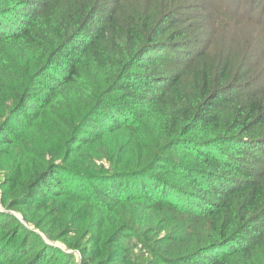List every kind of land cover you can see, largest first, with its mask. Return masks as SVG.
I'll return each mask as SVG.
<instances>
[{"label": "trees", "instance_id": "1", "mask_svg": "<svg viewBox=\"0 0 264 264\" xmlns=\"http://www.w3.org/2000/svg\"><path fill=\"white\" fill-rule=\"evenodd\" d=\"M0 172V264H264V0H0Z\"/></svg>", "mask_w": 264, "mask_h": 264}, {"label": "rangeland", "instance_id": "2", "mask_svg": "<svg viewBox=\"0 0 264 264\" xmlns=\"http://www.w3.org/2000/svg\"><path fill=\"white\" fill-rule=\"evenodd\" d=\"M5 174H6V173H4V172H0V184H2V183L5 182V181H4V175H5ZM1 199H2V198H1V194H0V209H1V210H5V209H3L4 206L1 204ZM10 213H12V214H14L15 216H17L18 219H19L21 222L24 223V221L21 220L20 215L17 213V210H16V209H12V210H10ZM28 213L31 214V211H29ZM39 235H40V236L42 237V239H43L45 242H47V244L50 245L51 247H55V248H57V249H60V250L65 251V249H63V247H65V246H64V243L59 242V241H55V242H53V241L47 239V237H46L45 235L41 234V233H40ZM75 251H76V250H75ZM75 253H77V254H75V258H77L78 255H80V253H78L77 251H76ZM77 260H78V259H77Z\"/></svg>", "mask_w": 264, "mask_h": 264}]
</instances>
